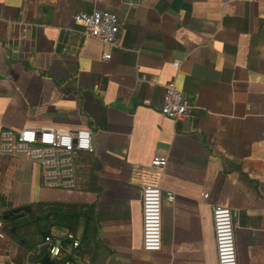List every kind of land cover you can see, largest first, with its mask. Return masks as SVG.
Segmentation results:
<instances>
[{
	"label": "crops",
	"instance_id": "crops-1",
	"mask_svg": "<svg viewBox=\"0 0 264 264\" xmlns=\"http://www.w3.org/2000/svg\"><path fill=\"white\" fill-rule=\"evenodd\" d=\"M91 11L118 17L115 47L82 34L73 15ZM169 81L191 102L176 122L160 113ZM25 126L88 127L93 151L72 190L0 158V264H37L1 216L39 202L93 206L87 264H217L213 205L235 212L237 264H264V0H0V131ZM145 183L173 193L156 252L142 248Z\"/></svg>",
	"mask_w": 264,
	"mask_h": 264
},
{
	"label": "built area",
	"instance_id": "built-area-1",
	"mask_svg": "<svg viewBox=\"0 0 264 264\" xmlns=\"http://www.w3.org/2000/svg\"><path fill=\"white\" fill-rule=\"evenodd\" d=\"M73 20L82 26V34L97 39L102 44L115 47L120 28L118 17L109 11L77 12ZM110 58L109 53L103 59ZM177 65L178 62H174ZM191 102L172 81L163 86L160 113L173 121L186 117ZM92 131L82 128L72 131L61 127L25 126L20 130L0 131V158H22L34 163L40 170L41 184L45 188L72 190L76 187L75 160L79 152H92ZM167 158L153 156L150 165L161 169ZM207 193L202 194L206 198ZM163 200L171 202L173 193L163 191L157 184L141 186L142 248L156 252L161 249V210ZM235 212L221 205L211 207L217 264H237L233 234ZM42 246L49 258L61 264L86 262L79 254L80 241L71 232L61 236L49 235ZM87 264V262H86Z\"/></svg>",
	"mask_w": 264,
	"mask_h": 264
},
{
	"label": "trees",
	"instance_id": "trees-1",
	"mask_svg": "<svg viewBox=\"0 0 264 264\" xmlns=\"http://www.w3.org/2000/svg\"><path fill=\"white\" fill-rule=\"evenodd\" d=\"M0 204L2 200L0 199ZM49 214V223L52 227L68 229V232L74 234L80 226V223H83L84 235L87 236L85 240H80V249L84 251L82 247L88 243V239L92 232L96 231L95 225L93 223V206L88 204H66L60 202H39L37 204L30 206V213L25 216V218H34L35 215L39 214ZM24 218V219H25ZM23 219V220H24ZM29 219V220H30ZM22 220V219H21ZM44 220V219H41ZM40 221V220H39ZM17 220L6 219L3 220V227L6 230L14 227L15 231L12 233V236L19 241L24 240V245L27 251H29L27 257L28 261L36 262L40 259L45 252L42 244L37 247V244L43 243L38 236V232L44 228H47V223L45 222L42 226H37L34 229L30 227L31 221L24 222ZM31 228V229H30ZM24 231V232H23ZM36 235V240H33L32 235ZM63 261V260H62ZM60 261V262H62Z\"/></svg>",
	"mask_w": 264,
	"mask_h": 264
},
{
	"label": "water",
	"instance_id": "water-1",
	"mask_svg": "<svg viewBox=\"0 0 264 264\" xmlns=\"http://www.w3.org/2000/svg\"><path fill=\"white\" fill-rule=\"evenodd\" d=\"M30 211V207L29 206H23V207H20V208H14L12 209L9 214H7L6 216H2V219L3 220H6L7 217L11 214H14V216H12L11 219L13 220H19V219H22L23 216L25 215V213H28ZM41 219H44L47 224H48V228L45 229V230H40L38 232V235L41 237L42 241L45 239V237L49 236L50 235V228H51V223H49V214H45L43 217L39 216V215H36L33 219V222L36 223L38 222L39 220ZM12 232L15 231L14 227H11L10 228ZM37 264H57L56 261H54L53 259L49 258V256L47 255V253H44L43 256L37 260Z\"/></svg>",
	"mask_w": 264,
	"mask_h": 264
},
{
	"label": "rangeland",
	"instance_id": "rangeland-1",
	"mask_svg": "<svg viewBox=\"0 0 264 264\" xmlns=\"http://www.w3.org/2000/svg\"><path fill=\"white\" fill-rule=\"evenodd\" d=\"M30 218H25L24 220H17V221H24V222H28V221H31V223H30V227H32L33 229H34V227L36 228V223H37V226H42V225H44L45 224V222H44V220H40V221H38V222H36V223H34L33 222V219L31 218L30 220H29ZM23 222V223H24ZM31 229V228H30ZM57 228H53V230H56Z\"/></svg>",
	"mask_w": 264,
	"mask_h": 264
},
{
	"label": "flooded vegetation",
	"instance_id": "flooded-vegetation-1",
	"mask_svg": "<svg viewBox=\"0 0 264 264\" xmlns=\"http://www.w3.org/2000/svg\"><path fill=\"white\" fill-rule=\"evenodd\" d=\"M7 214H9V212L5 211L4 216H6ZM2 216H3V215H2ZM2 216H1V217H2ZM12 216H14V214L9 215V216L7 217V219H10V220H11ZM24 218H25V216H23L22 220H23ZM19 220H21V219H19Z\"/></svg>",
	"mask_w": 264,
	"mask_h": 264
}]
</instances>
